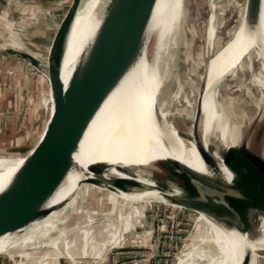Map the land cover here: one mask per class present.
<instances>
[{"label": "rangeland", "instance_id": "rangeland-1", "mask_svg": "<svg viewBox=\"0 0 264 264\" xmlns=\"http://www.w3.org/2000/svg\"><path fill=\"white\" fill-rule=\"evenodd\" d=\"M72 1L0 0V158L22 159L31 142L42 131L47 117L45 108L49 105L45 78L48 50ZM245 5L246 0H183V12L170 27L163 47L162 93L158 100L164 103L163 110L170 115L169 120L174 125L180 124L182 116L190 119L202 84L205 62L215 51L221 52L231 63L235 61V55L238 56L243 65L218 87L215 109L219 107L228 128L235 127L234 130L244 134L248 145L255 149L256 124L264 103V88L256 81L262 77L259 63L251 56L247 59L241 57L225 44L239 24ZM210 26L214 29L215 40L208 38ZM208 40L213 45L209 46ZM16 51L24 57L16 56ZM212 142L213 149L220 153L222 146L217 145L214 139ZM97 145L94 143L77 163V169L71 171L80 172L101 162L109 165L110 174L129 178L118 168H126L127 165L113 154H107L108 151L98 152ZM149 177L164 182L169 175L160 171L151 173ZM138 178L139 175L136 176ZM123 193L87 184L73 188L59 197L74 195L61 210L28 224L16 233L0 236V261L3 260V264H25L24 257L29 253V258L32 254L39 255L36 259L32 257L31 262L52 264L46 257L47 250L33 249L40 241H46L49 247L64 245L61 246L63 250L74 259L70 261L61 257L58 264H177L183 252L188 251V256L192 251L194 256L203 247L211 251L215 247L225 248L229 254L226 256L228 264H240L245 250L251 249L249 264H264L256 234L250 236L256 238L247 243L248 236L210 218L209 222L201 224L192 241L200 213L169 202L136 199L135 204L123 209L121 221L106 199L116 197L117 202ZM101 200H104L103 204ZM67 209L71 210L72 219L67 222L63 218L55 219L57 214ZM83 210L89 212L92 222H85L87 213H82ZM108 217L110 223L107 222ZM252 221L255 225L257 215ZM261 226L257 225V233ZM109 227H113L112 233ZM117 227L115 234L113 229ZM83 230H91L96 240L88 237L72 247ZM204 235L207 239L202 243ZM69 239H75L74 243L72 241L70 245ZM26 244L29 246H22ZM95 251L98 255L90 257V253ZM29 258L27 263H30Z\"/></svg>", "mask_w": 264, "mask_h": 264}, {"label": "water", "instance_id": "water-1", "mask_svg": "<svg viewBox=\"0 0 264 264\" xmlns=\"http://www.w3.org/2000/svg\"><path fill=\"white\" fill-rule=\"evenodd\" d=\"M79 1L71 2L48 50L45 78L49 105L45 108L47 117L42 131L0 189V236L16 233L55 210L49 202L68 173L77 169L74 156L100 106L136 63L135 51L157 2L109 0L99 24L86 39L83 40L84 35L81 38L76 63L65 84L60 77L62 54ZM261 6L262 0H246L243 12L246 32L258 31ZM14 54L24 57L21 52ZM204 92L205 87L201 84L183 136L194 143L208 166L209 180L185 165L181 184L178 181L182 176L170 173L164 182L149 177L151 182L143 183L134 178L130 170L119 166L129 178L106 177L104 171L109 165L97 163L90 167L91 174L82 173L78 184L110 191L154 190L160 194L159 200L203 213L249 238L254 236L259 219L264 217V156L248 145L244 135L238 145L222 147L220 153L213 149V142L206 145L203 140L196 141ZM153 114L158 123L154 108ZM175 165L170 164L169 168L173 169ZM221 166L230 172L229 180ZM255 215L257 222L252 225ZM251 254L245 250L240 264H249ZM260 254H264V250Z\"/></svg>", "mask_w": 264, "mask_h": 264}, {"label": "bare ground", "instance_id": "bare-ground-1", "mask_svg": "<svg viewBox=\"0 0 264 264\" xmlns=\"http://www.w3.org/2000/svg\"><path fill=\"white\" fill-rule=\"evenodd\" d=\"M108 2L109 0L79 1L62 54L60 77L65 84L76 63V51L81 38L84 35L83 40L86 39L93 29L96 28ZM182 2L183 0H157L148 26L135 51L136 63L120 80L97 111L80 144L78 152L74 156L76 165L82 159L84 153L96 143L98 144L96 147L98 152L108 151L107 154H113L122 160L133 177L136 178L139 175V180L143 183L151 182L149 180L151 173L164 171L172 175H181L182 177L178 181L181 184L185 176L183 169L185 165L194 169L198 176L209 180L210 171L208 166L202 161L194 143L183 136L190 119L177 115L182 119L180 124L174 125L169 120L170 115L163 110L164 103H160L158 100V95L162 93L160 92L162 85L160 71L163 63V47L170 27L173 22L178 21L180 13L183 12ZM213 18L214 16L210 18L211 24ZM88 28L89 32H86ZM208 38L215 40L212 26L209 27ZM225 44L239 53L241 57L247 59L248 56H251L254 61L259 62L262 77L256 81L258 85L264 88V0H262L258 31L256 33L252 31L246 32L242 15L239 24L234 28ZM211 45L213 44L209 42V46ZM235 58V61L231 63L221 52L215 51L205 62V70L202 75V84L205 87V92L202 100V118L198 129L197 142L203 140L206 145H209L214 139L218 145L227 147L229 145H238L242 140L244 134L236 132L234 130L235 127L229 129L222 111L219 107L215 109L214 106L216 93L223 79L234 76L236 71L240 70L243 65L238 56L235 55ZM153 108L155 109L158 123L154 119ZM256 126L257 135H254L255 151L258 155L264 156V103ZM215 156L218 158L216 153ZM21 162L22 159L17 157L0 158V189L6 184L10 175ZM170 164L176 165L172 169L169 168ZM90 167L91 165L80 172L70 171L68 173L61 188L49 202V205L55 208L49 214L61 210L72 200L74 195L62 199H59V197L75 187L79 188L78 181L82 179V173L91 174ZM221 170L226 179L229 180L230 172L223 166H221ZM108 171L109 168L104 171L106 177L127 178L114 173L110 174ZM113 192L121 193V190ZM127 194H131L135 200L161 199L160 194L154 190L130 191ZM106 200L108 204L112 205L116 197H109ZM101 202L103 204L104 200H101ZM82 213H87L85 222H92L89 212L83 210ZM91 213L97 214V212ZM73 215H76V213ZM71 216V210L67 209L57 214L55 219L63 218L67 222L69 218L72 219ZM210 218L200 213L194 225L192 241H194L195 232L201 224L207 222ZM258 225L262 226L259 232L256 233V237H258L256 240H259L258 250L262 251L264 250V230L261 229L264 227V217L259 219ZM256 237H246L247 243ZM47 244L46 241H40L34 248L42 249ZM22 246L27 247L29 245ZM187 252H183L177 264H185ZM261 255L264 256V254ZM65 256L70 261H73L68 251L65 252ZM225 264H228V259Z\"/></svg>", "mask_w": 264, "mask_h": 264}, {"label": "crops", "instance_id": "crops-1", "mask_svg": "<svg viewBox=\"0 0 264 264\" xmlns=\"http://www.w3.org/2000/svg\"><path fill=\"white\" fill-rule=\"evenodd\" d=\"M1 111V110H0ZM140 178H138L137 180H139ZM126 193V194H125ZM132 204H135V199L133 198V196L131 195V194H127V192H124L123 193V195L118 199V201L117 202H115L114 203V205H111L115 210H116V212H117V216L119 215L121 218H120V220L122 219V211H123V209H125L126 207H129L130 205H132ZM133 209H135V208H133ZM132 209V210H133ZM135 214H137L136 212H134ZM118 216V217H119ZM105 218H106V214H105ZM110 221V218L108 217L107 218V222L108 223H110L109 222ZM122 221V220H121ZM64 222H66V221H64ZM114 227V226H113ZM113 227H109L110 229H111V233H112V228ZM113 231H115V234H116V232L118 231V227L117 228H115V229H113ZM114 233L111 235L112 237L115 235ZM96 235H97V233H96ZM98 236V235H97ZM88 237H90L92 240H96V236H94L93 235V233H92V231L91 230H83L82 232H81V235H80V237L78 238V240H76V244H74V246H72V247H75V246H77V244L78 243H83V240L85 239V238H88ZM73 238H74V236H73ZM202 239V243L203 242H205L206 241V239H207V237H206V239H205V235H204V237L203 238H201ZM73 240H75V239H69L68 240V243H70V245H71V242L73 241ZM110 241V240H109ZM73 243H74V241H73ZM110 243V242H109ZM61 246H63L64 247V245H58V246H56V247H49V246H46V247H44V248H42V249H35V248H33V249H35V250H47L45 253H46V257H47V259L48 260H50V263H52V264H58V260H59V258H61V257H65L66 258V256H65V250H63V248L61 247ZM71 248V247H70ZM195 249V248H194ZM75 251V250H74ZM74 253V252H73ZM98 252H96L95 251V253L93 254V253H90V257H96L98 254H97ZM193 252L192 251H190V253L188 254V256H187V258H186V262H185V264H198V263H202V264H225L226 263V260H227V255H229L228 254V251L227 250H225V248H214L212 251L211 250H209L208 248H205L204 249V247H203V250L201 251V252H199V254L198 255H195L194 254V256H193V254H192ZM29 254V253H28ZM28 254L26 253V255H25V257H24V263L25 264H46V261H41V262H31V258L32 257H38L39 255H35V254H32L31 255V257L29 258L28 257ZM76 254V253H75ZM93 254V255H92ZM78 255V254H77ZM46 257H45V259H46ZM83 257H89V256H86V255H83ZM194 257V258H193ZM29 258V262L30 263H27V259ZM57 258V259H56ZM71 258V257H70ZM76 258H78V256L76 257ZM36 259V258H35ZM44 259V260H45ZM72 260H74L73 258H72ZM197 261H198V263H197ZM232 264H234V263H232Z\"/></svg>", "mask_w": 264, "mask_h": 264}, {"label": "built area", "instance_id": "built-area-1", "mask_svg": "<svg viewBox=\"0 0 264 264\" xmlns=\"http://www.w3.org/2000/svg\"><path fill=\"white\" fill-rule=\"evenodd\" d=\"M0 264H3V260L0 261Z\"/></svg>", "mask_w": 264, "mask_h": 264}]
</instances>
